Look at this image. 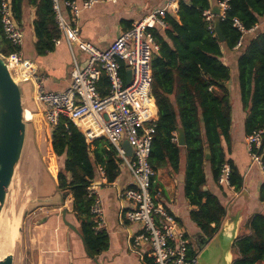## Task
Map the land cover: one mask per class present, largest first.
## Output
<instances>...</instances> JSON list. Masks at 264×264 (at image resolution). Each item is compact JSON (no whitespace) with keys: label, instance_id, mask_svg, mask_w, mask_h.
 <instances>
[{"label":"trees","instance_id":"1","mask_svg":"<svg viewBox=\"0 0 264 264\" xmlns=\"http://www.w3.org/2000/svg\"><path fill=\"white\" fill-rule=\"evenodd\" d=\"M24 2L35 6V51L41 54L51 50L54 39L60 37L51 0H11L17 21L21 19ZM211 8L210 0H179L175 12L167 11L163 15L167 27L152 29L158 45L151 62L157 120L149 162L155 172L166 168L172 173L180 170L184 159V194L194 206L189 217L203 241L218 231L227 213L219 199L203 189L204 165L209 164L217 180L221 165L229 162L222 140L229 144L232 105L224 82L231 73L222 61L223 43L227 49L235 48L239 52L236 84L245 114V133L247 136L253 130H263L257 153L264 165V29L245 35L233 26L235 18L246 30L253 29L264 17V0H228L225 17L219 18L223 42L216 37L213 19L206 20L203 16V12ZM240 35L242 42L235 47ZM13 50L0 23V54L7 55ZM121 71L125 74L123 65ZM180 128L185 139L182 146L176 141ZM49 147L56 159V188L63 198L71 194L72 210L81 221L86 248L90 254H98L107 247L108 241L103 229L93 228L92 199L87 196V186L96 179L98 166L103 168L106 182H114L123 161L106 138L98 137L89 142L65 117L50 131ZM207 147L209 160L205 159ZM230 166V185L239 190L242 177L232 163ZM159 187L161 184L153 176L152 195H158ZM259 199L264 201V183L260 186ZM242 226L232 247L235 254L232 264H264V212L252 215Z\"/></svg>","mask_w":264,"mask_h":264},{"label":"built area","instance_id":"2","mask_svg":"<svg viewBox=\"0 0 264 264\" xmlns=\"http://www.w3.org/2000/svg\"><path fill=\"white\" fill-rule=\"evenodd\" d=\"M99 1L116 3L119 0H82L80 3L75 0H51L54 20L60 32V37L54 39V45L64 40L71 53L69 85L62 91L46 90L43 79L33 74V99L49 132L65 117L79 128L89 142L104 137L114 146L132 176V182L122 193L129 203L124 217L141 226L140 232L132 238V247L147 244L152 264H195L200 244L189 239V234L178 224L176 217L156 200L157 194L152 195L151 181L155 171L149 162L157 120L151 62L158 45L152 29L167 27L163 15L167 11L175 12L179 0H167L163 7L134 21L106 49L84 41L75 23L82 10ZM217 6L218 18H224L228 0H218ZM203 16L211 20L215 15L207 9ZM0 23L5 39L14 49L2 56L10 66L18 68L15 73L19 80L30 78L21 53L24 34L14 19L11 0H0ZM233 26L242 34L252 30H246L235 18ZM242 38L240 35L235 47L240 46ZM75 46L85 55L83 62L75 53ZM122 65L125 74H122ZM128 70L131 77L126 83ZM262 133V129L253 130L246 136L245 142L251 162L264 170L261 155L257 153ZM123 139H127L132 148L131 156L125 153ZM230 173V164L224 162L217 183L231 187ZM105 180L104 170L98 166L96 179L87 186V196L92 199L90 214L96 231L104 229L103 208L97 187Z\"/></svg>","mask_w":264,"mask_h":264},{"label":"crops","instance_id":"3","mask_svg":"<svg viewBox=\"0 0 264 264\" xmlns=\"http://www.w3.org/2000/svg\"><path fill=\"white\" fill-rule=\"evenodd\" d=\"M75 1L80 3L82 0ZM166 2L167 0H119L116 3L99 1L92 7L82 10L75 23L84 41L99 49H106L134 21L141 20L152 10L163 7ZM210 3L213 7L217 5V0H210ZM65 14L67 16V12ZM34 19L35 6L24 2L21 19L16 22L24 34L21 53L30 78L28 82H23L25 90L22 88V94L25 111L31 114L29 119L33 118L35 122H41L43 128L48 131L33 99L34 81L31 75H39L43 79L46 90H64L69 85L71 53L67 43L61 40L51 50L38 54L34 49L36 40ZM263 29L264 17L245 35H252ZM74 51L83 62L85 55L76 46ZM238 55L237 49L230 50L224 43L222 44V61L229 66L231 73V77L224 82V85L229 91L232 105L230 141L227 144L225 140H222V146L227 161L232 163L241 175L242 186L239 190H235L233 186L226 187L218 184L212 176L209 164L206 163L204 165L206 181L203 189L210 191L219 199L226 208V215L237 211L240 213L239 232H241L242 225L252 215L264 212V201L259 199L260 186L264 183V170L251 162L246 148L245 114L236 84ZM48 137L50 144V132ZM47 148L51 157L49 167L44 166V159V163L40 160L41 156H46L40 147H36V151L33 148L31 152L32 157L35 158L31 190L34 198L30 207L31 213L27 216L24 228V243L29 250L31 263L152 264L147 244L132 247V238L140 232V224L129 222L124 217V211L129 207V203L123 198L122 193L132 182V176L127 167L122 164L114 182L101 181L97 187L103 208V231L107 235L108 242L107 247L100 253L90 254L80 230L81 221L72 210L71 194L63 198L56 188V159L53 158L49 145ZM184 168L183 159L178 172L171 173L166 168H161L155 172L154 176L161 184L156 200L176 217L178 224L189 234L194 225L190 220L189 212L194 209V206L188 203L184 194Z\"/></svg>","mask_w":264,"mask_h":264},{"label":"water","instance_id":"4","mask_svg":"<svg viewBox=\"0 0 264 264\" xmlns=\"http://www.w3.org/2000/svg\"><path fill=\"white\" fill-rule=\"evenodd\" d=\"M211 12L213 28L218 41L223 42L224 36L219 24V8L214 5ZM9 63L0 54V215L5 205L7 194L12 184L17 166L22 157L27 132V118L24 116L25 105L22 94L23 82L13 75ZM130 71L126 72V83L130 82ZM34 86V85H33ZM49 134V131H47ZM177 144H185L184 131L178 129L176 135ZM122 145L128 156L132 155V148L127 139H123ZM205 159H210L208 147L205 150ZM64 212V211H63ZM74 229V227H72ZM20 227H18V231ZM240 213L226 215L218 231L207 241L198 242L200 252L195 264H232V247L239 235ZM11 253L0 258V264H12Z\"/></svg>","mask_w":264,"mask_h":264},{"label":"rangeland","instance_id":"5","mask_svg":"<svg viewBox=\"0 0 264 264\" xmlns=\"http://www.w3.org/2000/svg\"><path fill=\"white\" fill-rule=\"evenodd\" d=\"M15 75L17 74L15 73ZM21 86L25 90V85L23 83ZM48 145L49 137L41 122H35L33 118L28 119L25 147L0 215V227L2 224L4 225V223L11 224L14 223L15 220L18 221L16 228L17 234L11 250L8 252V254L11 253L13 255L12 264H34L31 263L29 259L30 253L24 243L25 223L27 216L31 213L30 207L34 198L31 190L33 188L32 174H34L33 171L35 170V158L32 157L31 152H33V148L40 147L41 151L46 153V156H41L40 160L42 163L45 161L44 166H47L51 162V157H49L50 154L47 148ZM18 227H20L19 231ZM189 239L191 241L194 240L196 243L204 240L202 234L195 225H192V229L189 232Z\"/></svg>","mask_w":264,"mask_h":264},{"label":"bare ground","instance_id":"6","mask_svg":"<svg viewBox=\"0 0 264 264\" xmlns=\"http://www.w3.org/2000/svg\"><path fill=\"white\" fill-rule=\"evenodd\" d=\"M9 68L11 72L13 73V75H15V72H17L18 68L15 66L14 67L10 66ZM24 116L29 119L31 117V114L29 111H25ZM17 224H18V221L15 220L14 223H11V224L4 223V225L2 224L3 226L1 225L0 227V258L3 257V255H5L6 253L8 254V252L11 250V247L14 243V239L17 234V231H16Z\"/></svg>","mask_w":264,"mask_h":264}]
</instances>
